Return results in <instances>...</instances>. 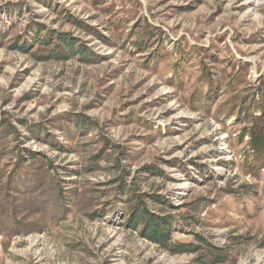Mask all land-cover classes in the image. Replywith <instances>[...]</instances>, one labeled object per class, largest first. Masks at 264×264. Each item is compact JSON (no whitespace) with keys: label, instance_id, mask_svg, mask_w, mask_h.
I'll return each mask as SVG.
<instances>
[{"label":"rangeland","instance_id":"obj_1","mask_svg":"<svg viewBox=\"0 0 264 264\" xmlns=\"http://www.w3.org/2000/svg\"><path fill=\"white\" fill-rule=\"evenodd\" d=\"M262 107L264 0H0V264H264Z\"/></svg>","mask_w":264,"mask_h":264},{"label":"trees","instance_id":"obj_2","mask_svg":"<svg viewBox=\"0 0 264 264\" xmlns=\"http://www.w3.org/2000/svg\"><path fill=\"white\" fill-rule=\"evenodd\" d=\"M260 112L252 116L253 124L249 130L250 149L257 157L264 156V107ZM131 225L134 228L141 226L148 239L164 247L172 240L168 222L152 215L146 209L134 212Z\"/></svg>","mask_w":264,"mask_h":264}]
</instances>
